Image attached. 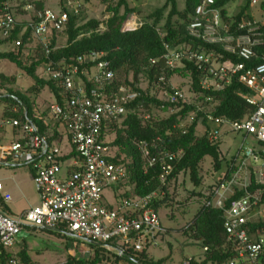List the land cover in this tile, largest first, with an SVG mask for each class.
<instances>
[{
    "label": "built area",
    "instance_id": "obj_1",
    "mask_svg": "<svg viewBox=\"0 0 264 264\" xmlns=\"http://www.w3.org/2000/svg\"><path fill=\"white\" fill-rule=\"evenodd\" d=\"M218 2L198 0L186 28L187 36L203 47L166 48L162 56L170 71L183 68L185 63L195 67L200 74L199 91L189 90L185 95L161 77L152 94L170 106L171 114L183 106L192 107L189 124L200 115L198 125L209 143L221 142L225 135L241 138L236 148L228 146L231 151L226 155L221 182L203 198L202 207L223 212L225 249L230 255L226 264H264V203L259 188L251 191L252 185L264 186V19L226 22ZM249 5L261 6L264 0H249ZM23 11L30 19L21 28L19 38L11 41L12 52L20 50L21 37L29 30L35 48L41 46L47 60L40 66V78L52 82L59 95V102L53 99L47 106L45 117L33 118L62 129L66 146L61 148L64 141L60 134L51 142L52 133L48 137L40 134L25 109L21 113L15 107L10 110L21 114L17 119L4 116L2 110L0 135L8 130L15 133L0 144V168L27 167L38 204L15 217L8 216L1 207L11 197L4 193L0 181V264H23L14 249L24 232L53 229L70 238L73 247H84L82 255L89 260L94 257L89 246L100 245L119 258L117 264H140L128 255L157 247L166 233L153 205L164 193L123 198L114 208L104 205L102 197L127 174L125 164L112 161L116 149L108 146L103 129L124 116L139 95L129 88L111 89L114 73L107 62L99 60L102 54L90 53L71 62L54 63L48 59L52 35L62 33L70 14L78 16L80 0H62L58 10H36L25 5ZM16 25L8 0H4L0 7L3 40L10 37ZM140 26L137 17H130L121 31ZM98 31H104V27L100 25ZM233 84L245 91L242 98L254 108L240 121L214 115L220 103L214 95ZM134 146L145 170L160 166L158 180L165 185L182 152H153L154 142L147 141H135ZM235 196L238 197L226 208ZM191 262L192 258H187L182 264Z\"/></svg>",
    "mask_w": 264,
    "mask_h": 264
},
{
    "label": "trees",
    "instance_id": "obj_2",
    "mask_svg": "<svg viewBox=\"0 0 264 264\" xmlns=\"http://www.w3.org/2000/svg\"><path fill=\"white\" fill-rule=\"evenodd\" d=\"M4 0H0L1 3ZM20 7L32 5L36 10L44 9V0H18ZM86 2L90 0H85ZM106 1V0H105ZM162 2L152 13L143 18L141 26L136 30L122 32V27L128 16L135 11L131 9L126 0H117L114 6L107 8L110 15L104 22V31H98L101 22L90 20L80 23V15H69L68 22L62 31L66 36L64 45L60 46L56 42L57 35H52L49 49V60L58 62H71L76 57L85 56L90 53L102 54L99 59L109 64L114 73V80L111 89L116 91L119 88H129L138 93V97L127 108L124 116L118 120L108 123L103 129V137H107L108 146L116 149L113 162L125 164L127 174L125 179L118 185L113 186L115 197L123 199L127 197H145L154 192H163L161 198L154 201V207L158 211L159 207L166 201L165 192L169 182L176 179L179 174H188L195 187H199V167L206 157L212 160L213 168L218 173L221 169L223 159L221 158V142L209 143L205 136L196 134L198 118L189 125H184V121L193 111L190 106H183L176 113H169V105L156 99L152 94V89L156 86L159 78L163 77L165 82H169L173 76H180L190 80V91L198 92V82L200 74L190 63H185L183 68L170 71L165 67L162 56L166 48L176 49L179 47H190L196 49L203 45L190 39L187 36L186 28L192 21L193 11L198 4V0H156ZM231 0H220L217 6L221 8L223 20H230L239 23L243 20H250L248 13L249 0L239 10V12L229 17L225 7ZM58 6L62 8V0H58ZM260 8L264 11V5ZM22 25H16L10 37L4 42L11 43L19 38ZM30 31H26L21 37L22 46L17 53H0V60H6L14 64L19 70L24 72L34 85L29 89V93L36 96L45 88H48L52 98L59 102V95L53 83L41 79L36 75V71L42 63L47 62L44 57L43 48L37 46L35 55L21 59V54L30 42ZM213 49V47H205ZM29 59L33 61H29ZM224 59V57H223ZM153 62H155L153 64ZM130 78V79H129ZM130 80V81H129ZM0 85L5 82L14 84L15 78L6 79L0 76ZM147 84L146 90L141 88V84ZM151 92V94H150ZM245 91L238 85H231L222 93L215 94V99H220L219 106L215 109L214 115L223 117L229 121H240L253 112V107L247 105L242 98ZM0 103L3 104V115L11 118H21L22 109L26 110L27 118L33 120L39 129V133L49 136L50 142L58 137L56 127L46 126L42 121L34 119V104L26 94L16 92L12 89L0 96ZM15 107L20 113L13 114L10 110ZM152 107L159 108L167 116L161 120H155L151 116L144 119L143 113H149ZM41 117V116H40ZM43 117V116H42ZM41 117V118H42ZM15 130H8L4 137L0 136V144L11 138ZM112 137V140H108ZM135 141L154 142L155 150L167 151L170 153L182 152V156L173 164V171L167 178L165 185H161L158 180L160 166L144 168V162L134 146ZM221 182V177L216 184ZM215 184V185H216ZM126 187L123 195H116L119 189ZM213 188V186H212ZM261 190V203H264V186L255 187L252 185L251 191ZM129 190V191H128ZM240 195V194H239ZM238 195V196H239ZM232 197L225 205L227 208ZM209 199V198H208ZM45 231V230H43ZM47 231V230H46ZM56 233L63 235L60 231ZM186 232L192 234V238L199 242L204 258L197 262L192 260L190 264H226L230 255L225 249V234L223 229V212L218 209L201 207L195 214L192 223L186 228ZM93 252L92 260L87 257L75 259L68 256L66 264H117L119 258L112 253H108L100 245L89 246ZM17 256L23 264H32L26 250L17 252ZM133 260L140 264H167L168 256L158 261L147 259L145 251L141 254H129ZM124 261L129 260L123 258ZM171 264V262H170Z\"/></svg>",
    "mask_w": 264,
    "mask_h": 264
},
{
    "label": "rangeland",
    "instance_id": "obj_3",
    "mask_svg": "<svg viewBox=\"0 0 264 264\" xmlns=\"http://www.w3.org/2000/svg\"><path fill=\"white\" fill-rule=\"evenodd\" d=\"M247 0H231L226 6V10L230 16L236 15L239 10L245 5ZM128 6L134 9L127 20L132 17L136 18L141 22L143 18L152 13L162 2L156 0H126ZM117 0H80V23H86L90 20H97L101 22L102 26L104 22L110 16L107 12V8L114 6ZM182 0L179 5L182 6ZM8 5L13 13L15 22L17 25L24 27L25 22L28 21V15L20 7L18 0H8ZM44 8L58 10L61 7L58 6V0H44ZM263 10L259 5L249 7L248 13L257 21L264 19ZM58 45H64L66 36L60 33L56 37ZM24 54L21 56L22 60L30 58L35 55L36 42L30 38ZM26 48V47H25ZM12 52L10 43L4 42L0 35V53ZM29 61H33L32 59ZM36 75L40 78V68L37 69ZM0 76L6 79L15 78V83L11 84L8 82L0 85V94L5 95L6 91L12 89L14 91L26 94L27 97L34 104V116L46 115L47 106L53 101L52 95L48 88H45L38 95L34 96L28 91L34 85V82L21 70H19L14 64L0 60ZM130 79V78H129ZM130 81V80H129ZM1 83V82H0ZM171 85L182 91L185 95H188L190 89V80L180 76H173L170 80ZM141 88L146 90L147 84L142 83ZM153 92V91H152ZM151 94V92H150ZM152 95V94H151ZM3 110V104L0 103V116ZM144 116H151L155 120H161L167 115L162 112L159 108L152 107L147 114L143 113ZM189 116L184 121V125H189ZM55 130L57 134L61 135L63 143L61 148L66 146V137L64 131L59 127ZM203 128L197 126L196 134L201 135ZM4 137L5 135H0ZM109 141L112 137H109ZM241 141L240 137L225 135L221 141V158L224 160L221 169L218 173L213 168L212 160L206 157L199 167V187H195L191 182L188 174H179L176 179L169 182L165 195L167 196L166 201L159 207L158 214L160 222L166 233L162 236L159 249H151L150 254L153 258H161L168 256V264H182L187 258L192 257V260L200 262L204 258L202 248L198 245L199 242L192 238V234L186 232V228L192 223L193 218L197 211L202 207L203 198L211 190L221 176V171L224 168L226 155L229 154L228 146L236 148ZM68 149V148H67ZM115 150V155H116ZM0 181L3 184L4 191L9 194L11 201L1 207V210L9 215L10 217L16 216L22 210L27 209L38 204L37 194L35 192L30 173L27 167H16V168H0ZM127 188H121L118 190L116 195H123ZM129 191V190H128ZM114 192L111 189H107L103 192V204L108 206L114 203ZM26 250L27 255L32 264H62L66 261L70 255L75 259H81L83 257L84 247H73V241L61 234H52L48 231L33 230L26 231L19 238L18 245L16 246V252L20 250ZM110 264V263H106Z\"/></svg>",
    "mask_w": 264,
    "mask_h": 264
},
{
    "label": "crops",
    "instance_id": "obj_4",
    "mask_svg": "<svg viewBox=\"0 0 264 264\" xmlns=\"http://www.w3.org/2000/svg\"><path fill=\"white\" fill-rule=\"evenodd\" d=\"M225 9H226V7H225ZM226 12H227V16L231 17L227 10H226ZM251 18L254 19L252 16H251ZM112 191H113V190H111V192H112ZM4 193L8 194V193L5 192V191H4ZM113 198H114V203H113L112 205H108V207H110V208H114L115 205H116V204L118 203V201L120 200V199L116 198L115 195L113 196ZM32 207H34V206H32ZM29 208H30V207H29ZM27 209H28V208H27ZM27 209L22 210L20 213H22L23 211H25V210H27ZM20 213H18V214H20ZM18 214H17V215H18ZM17 215H16V216H17ZM8 216H9V215H8ZM13 217H15V216H13ZM160 242H161V241H160ZM159 244H160V243H159ZM15 248H16V247H15ZM159 248H160V245H158V246L155 247V248H152V247L147 248V249L145 250V253H146V257H147V259H149V260H151V261H158V260H160V259H163V258L167 257V256H163V257H161V258H157V259H155V258H153V256H151V254H150V250H151V249H159ZM14 251L16 252L15 249H14ZM16 253H17V252H16ZM190 258H192V257H190ZM167 264H168V262H167Z\"/></svg>",
    "mask_w": 264,
    "mask_h": 264
},
{
    "label": "water",
    "instance_id": "obj_5",
    "mask_svg": "<svg viewBox=\"0 0 264 264\" xmlns=\"http://www.w3.org/2000/svg\"><path fill=\"white\" fill-rule=\"evenodd\" d=\"M47 231H53V232H57V230L53 229V230H47Z\"/></svg>",
    "mask_w": 264,
    "mask_h": 264
}]
</instances>
